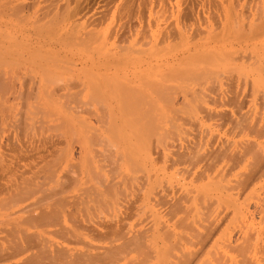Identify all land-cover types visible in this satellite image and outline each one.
Here are the masks:
<instances>
[{"label":"bare ground","instance_id":"1","mask_svg":"<svg viewBox=\"0 0 264 264\" xmlns=\"http://www.w3.org/2000/svg\"><path fill=\"white\" fill-rule=\"evenodd\" d=\"M109 7L114 8L117 21L112 22V25L100 26L104 20H107L105 16ZM0 71L5 76L7 73L9 80L14 82L13 85L18 82L32 86L35 84L36 87V84L40 86L45 82H52L53 85L54 83L62 84L60 85L62 87L70 84L77 88V85L72 84H78L91 89L90 91L100 87L114 88L115 94L112 93L114 94L112 99H116V109L110 104L112 107H109L108 111L111 120L105 122L107 127H104L108 134L112 135V138L109 136L111 140L114 137L112 141L115 145L123 146L125 153L130 149L131 154L136 149L138 151L141 149L140 153H145L143 160L147 158L148 161H152L146 149L148 147L147 151H150L151 144L155 147L157 141L159 145L156 144L155 149H152L155 153L150 152L158 155L159 158L162 156L164 163L166 162L170 167L174 164L178 165L175 169L180 173L182 171L183 179H188L186 185H183V182L187 180L182 184L179 183L180 185L176 188L170 185V191H168L169 187H166V192L160 191L162 188L155 191L156 185L159 186V183L155 182L158 181L150 182L152 185L155 184L151 188L149 181L159 178L158 174L153 172L155 174L153 176L150 171V177L156 176L158 179H148V189L145 187L146 193H143L142 197L139 193L144 189V182L140 183L143 188L135 191L132 197L123 199L122 203L118 201L119 204L121 203L117 209L118 214L110 217L109 221L86 222L89 225L85 230L91 235L95 233L94 240L96 237L99 238L96 240H105L98 245L79 239L76 229H65L61 224L63 222V217L59 215L61 212L57 213L56 210L55 215L47 218V211L43 210L44 208L41 207L42 210L39 211L37 204L42 206L40 202L46 200L49 195V192L45 193V189L43 195L33 202L22 205L12 204L13 208L15 206L14 212L20 211V214L24 208L23 213L26 212L27 207L31 209L30 211H34L35 209L32 210L30 206L36 204L37 207L34 206V208H38V213L31 214L32 216L28 214L29 217L27 216L26 220L35 222L40 230L36 232L37 234L31 232L32 235L27 233L25 228H21L22 231L19 228L14 229L15 227L10 229L7 245L0 247V262L10 261V264H264V192H261L263 198L259 197L262 189L258 192L259 198L255 196L256 187L259 185L257 183L260 180L264 181V0H0ZM73 72L76 74H72ZM78 72L81 74L77 75ZM47 87L49 88V85ZM67 88V90L70 89ZM105 96L109 98L111 94L110 96L105 94ZM166 105L174 109L172 115L179 113L176 116L177 119L174 118L176 121L180 119L181 114L187 113L189 125L199 126L197 120L204 119L207 122L212 121V128H208L207 122H204L206 128L196 130L195 127L196 131L194 133L190 131L189 137L183 136L180 132L177 134L176 129L174 130L176 121L172 123L170 119L159 116V113L163 114L165 109L163 107ZM176 106L179 109L182 107L181 110H185L184 113L176 111L177 109L174 108ZM105 108H107L106 105ZM115 111L119 113V118L123 119H119V122H122L119 126L115 123L118 117H115ZM170 118L173 119V117ZM186 118L181 119L185 121ZM187 121L186 125H188ZM182 125L185 124L181 123V127L184 128L185 126ZM205 125L202 126L205 127ZM219 129L223 134L222 137L221 133L218 134ZM91 134L94 133L91 132ZM95 135H97L96 132ZM131 139H134L132 148L130 143L128 144L132 141ZM154 140L156 141L153 142ZM145 145L147 146L144 147ZM10 146L12 147V144ZM104 146H107L105 141ZM141 147L146 149L143 148L142 151ZM138 151L135 152L137 157L132 154L134 158L130 152L126 153L127 157H130L129 160L134 159L135 164L138 163L137 158H140ZM32 152L34 154V151ZM23 160L26 161V158ZM140 162L139 166H143L141 169L146 168ZM128 164L130 163L127 162ZM32 166V170L34 166L36 168V165ZM110 166L112 168L113 164ZM1 168L0 166V170ZM29 169H27L28 172L26 171L27 174L31 173ZM153 169L155 171V168ZM37 171L34 170L35 173ZM179 171L176 172L179 173ZM157 173L160 172L157 171ZM95 176L104 177L105 175L100 173ZM96 177H94L95 180H97ZM143 179L141 178L140 181ZM27 180L30 181V178ZM97 182L103 187V195H115L114 184L117 182L113 184L111 179L108 180L105 177L99 178ZM11 183H13L12 186L15 185L14 180ZM21 183L23 184L20 182V185ZM15 186V189L9 188V190H6L7 187L3 188L6 191V199L18 203L30 197L26 192L29 188L24 191L18 190L17 184ZM90 187L93 192L88 190L89 187H86L87 192H83L92 194L94 200L91 196L87 198L88 194H84L85 198L82 192L81 195L84 196V200L86 199L83 200L84 202L95 201L101 204L109 202L108 198H103L102 201L95 200L98 198L95 196L100 194L96 195L97 190L95 191L92 185ZM20 188L24 189L25 185ZM94 192H96L95 196ZM32 193L34 194L35 190ZM61 193L58 192V194ZM20 194L25 195L20 196ZM253 197L254 201H251ZM61 200L63 199L59 196L56 202L59 203ZM116 201H113L115 205ZM84 202H82L83 205ZM52 210L54 211L55 208ZM63 216L65 217V214ZM255 217L256 220H254ZM131 218L133 220L129 221ZM255 224H257L256 228ZM45 226L56 227L54 232L61 240L47 243L48 238H44L46 232L43 230ZM8 239L6 238V241ZM33 249L36 251H32Z\"/></svg>","mask_w":264,"mask_h":264},{"label":"rangeland","instance_id":"2","mask_svg":"<svg viewBox=\"0 0 264 264\" xmlns=\"http://www.w3.org/2000/svg\"><path fill=\"white\" fill-rule=\"evenodd\" d=\"M111 7V6H110ZM108 8V10H107V12H106V16H105V19H107V20H104V23L102 24L101 23V25L100 26H106V25H112V22H116L117 21V17H116V13L113 11L114 10V8L112 7V8ZM113 13V14H112ZM115 14V15H114ZM114 15V16H113ZM111 16H113V17H111ZM114 18H115V21H114ZM110 19H112V20H110ZM108 20H109V24H108ZM107 21V22H106ZM111 21V22H110ZM107 23V24H106ZM3 73V72H2ZM79 73V72H78ZM0 74H1V71H0ZM72 74H76L75 72H73ZM81 73H79V74H77V75H80ZM4 77H3V76ZM77 75H72L73 77H76ZM7 77V78H6ZM3 78H5L4 80H2ZM0 81L2 82H0V163L1 162H3V163H1V170H0V174L2 173V175H0V183H4V184H0V188H6V190H9V188L10 189H15L16 188V184H17V189L19 190H24V191H26L28 188V190L26 191L27 192V196H30L29 198H27V199H23V200H20V202L18 201V203L16 202H14V200L11 202V201H9V199H6L7 198V196H5L6 195V191L4 190H2L1 189V191H0V201H3V203L5 204H3L2 202V204L0 203V242H2V243H0V247H2L4 244V246H6L7 245V242L9 241V239H10V235H9V230L11 229L12 230V228H14V229H20V231H22V229L21 228H25V230H27L26 232L27 233H33V234H37L36 232L38 231V230H40V228H38L36 225V223L35 222H31L30 220L29 221H27L26 220V218H28L29 217V215H31V214H37L38 212H37V209L39 208V211L40 210H42L43 208V210H45V211H47V218H49V217H51V215H55L54 214V212H56V210H57V213L58 212H61V213H59V215L61 214V216L63 217V222H61V224H62V226L63 227H65V229H67L68 228V230L70 229V230H72V229H76L77 231V233H78V237H79V239H81V240H85V241H90V242H92V243H94V244H96L97 243V245L98 244H102V243H104L105 242V240H103V241H100V240H102V239H100V240H96V238H95V240H94V235H95V233L93 234V235H91V233L89 234V232L87 231V230H85L86 229V226L87 225H89V223H87L86 224V222H91V223H95V221H109L114 215H116V214H118V212H117V209L120 207V204L123 202L122 200L123 199H125V198H129V197H132L133 196V194L135 193V191H138V190H140L141 188H143L144 187V189H142V190H140V193L139 194H141V197L143 196V193H146L145 192V190H146V188L145 187H147L149 184H150V182H152V183H154L155 181H158V182H155L156 184H158L159 183V186L158 185H156V188L154 187V190L155 191H159L161 188V190L160 191H162V192H166L167 190H165L166 189V187L168 188L170 185H171V187L173 186V188H176L177 186H179L180 184H182V182L183 181H185V180H187L186 182H183V185H186L187 183H188V179H186V178H184L183 179V175H182V171H181V173H180V171L179 170H176L175 168H177V166L178 165H173V166H168V164L166 163H164V161H163V159H162V156H160V158L158 157V155H156V154H153V153H155V152H153L152 151V149H155V147L157 146V145H159V142L157 143V141L156 140H154L153 142H155V147H152V146H154V144H151V147H150V151H152V152H150V151H147V149H148V147H147V149L146 148H144V147H146L147 145H145L144 147H141L142 148V151L144 150V149H146V152L149 154L148 155V157L149 158H151V160L152 161H148L147 160V158L145 159V160H147V161H145V160H143V157H144V154L145 153H140V151H141V149H139L140 147H138V149H139V151L136 149V151H138L137 153H138V155H139V153H140V158H137V162L139 163L140 162V160L142 161V162H140L141 163V165H144L146 168H143V169H141L142 167L141 166H139L140 164H138V163H136L135 164V161H133L134 159H132V158H134L133 156H132V154H135V152L134 153H132L131 154V150L130 149H128V148H126V146H125V148H126V150H127V152L126 153H129L130 152V155L132 156V163H131V159L129 160V158L130 157H127V155H126V153H125V151L123 150V146L121 147V146H117V145H115V143L113 142L114 140V137H113V141L111 140V138H112V135L111 134H108V132L105 130V127L104 126H106L107 127V125H106V123L108 122V120H111L110 119V117H109V111H108V108L109 107H112V106H114L113 108H115L116 109V107H115V101H116V99L114 98V100L112 99L113 98V96L112 95H114L115 94V90H114V88L112 89V88H110V87H108V88H104V87H100V89H94V90H92V91H90L89 90V88H87V87H83V86H81V85H78V84H72V85H77L76 87L77 88H75V87H73V86H70V84L69 85H63V86H65V87H62V86H60V85H62V84H56L55 85V83H54V85H53V83L51 82H45L43 85L42 84H40V86L39 85H37L36 84V87H35V84L32 86V85H29V84H25L24 85V83H18V82H15V84L13 85V81L12 80H9V77H8V75H7V73H6V76H5V74L3 73V74H1L0 75ZM6 81H8L7 83H6ZM10 82L12 83V84H10ZM46 83H48V84H46ZM4 84V85H3ZM20 86H19V85ZM50 84H51V86H50ZM24 85V86H23ZM49 85V88L47 87ZM27 86V87H26ZM46 86V87H45ZM55 86V87H54ZM58 86V87H57ZM38 87H40V88H38ZM41 87H43V89L41 88ZM57 87V88H56ZM61 87V88H60ZM67 87H69L70 89L69 90H67L68 88ZM45 88V89H44ZM48 88V89H47ZM55 88V89H54ZM60 88V89H59ZM64 88H66V89H64ZM73 88H75V89H73ZM82 88V89H81ZM104 88V89H103ZM14 89V90H13ZM39 89V90H38ZM47 89V90H46ZM51 89V90H50ZM64 89V90H63ZM78 89V90H77ZM86 89V90H85ZM105 89H107V90H105ZM112 89V90H111ZM105 90V91H104ZM113 91V92H111L110 93V91ZM29 91V92H28ZM48 91V92H47ZM68 91V92H67ZM101 91V92H100ZM104 91V92H103ZM107 91V92H106ZM25 92V93H24ZM33 92V93H32ZM38 92H41V93H38ZM91 92V93H90ZM108 92H109V95H108ZM30 93V94H29ZM46 93V94H45ZM68 93H70L69 95H68ZM73 93V94H72ZM93 93V94H92ZM100 93H103V94H100ZM112 93H114V94H112ZM19 94V95H18ZM22 94H24V95H22ZM33 94V95H32ZM50 94H52V95H50ZM59 94V95H58ZM75 94V95H74ZM105 94L107 95V96H110V94H111V96L108 98V97H106L105 96ZM11 95V96H10ZM29 95V96H28ZM46 95V96H45ZM47 95H49L50 97H48ZM62 95V96H61ZM66 95V96H65ZM95 95V96H94ZM98 95V96H97ZM99 95L101 96H103L104 98L106 97V98H108V99H106L105 98V100H104V98H102V96L101 97H99ZM14 96V97H13ZM23 96V97H22ZM35 96V97H34ZM68 96V97H67ZM33 97H34V99H33ZM41 97V98H40ZM43 97H44V99H43ZM72 97V98H71ZM97 97H99V98H97ZM47 98V99H46ZM49 98V99H48ZM63 98V99H62ZM69 99V100H68ZM91 99V100H90ZM103 99V100H102ZM69 102H68V101ZM89 100V101H88ZM100 100V101H99ZM111 100V101H110ZM159 101H161L162 99H158ZM157 100V101H158ZM8 101V102H7ZM26 101V102H25ZM33 101H35V102H33ZM66 101V102H65ZM102 101V102H101ZM105 101H106V103H105ZM162 101H164V100H162ZM23 102V103H22ZM29 102V103H28ZM39 102V103H38ZM56 102V103H55ZM85 102V103H84ZM88 102V103H87ZM100 102V103H99ZM27 103V104H26ZM68 103V104H67ZM92 103V104H91ZM38 104V105H37ZM42 104V105H41ZM99 104V105H98ZM110 104L112 105V106H110ZM51 105V106H50ZM64 105V106H63ZM69 105H70V107H69ZM105 105L107 106V108H105ZM66 106H68V107H66ZM90 106V107H89ZM102 106V107H101ZM22 107H24V108H22ZM36 107H37V109H36ZM41 107V108H40ZM72 107V108H71ZM104 107V108H103ZM178 106H176V107H174L175 109H177L176 111H178V112H183L184 113V111L183 110H181V108L179 109V108H177ZM66 108H67V110H66ZM88 108V109H87ZM163 108H165L164 110H163V114L162 115H160V113H159V116H164V117H166L167 119H170L171 121H172V123L173 122H175L176 120L175 119H177L176 118V116H178L179 115V113H177V115H172L173 113V111H174V109L173 108H171V107H168L167 105L165 106V107H163ZM8 109V110H7ZM69 109V110H68ZM85 109V110H84ZM105 109H107V110H105ZM4 110V111H3ZM38 110V111H37ZM81 110H83V111H81ZM89 112H88V111ZM91 110V111H90ZM169 110H171V111H169ZM8 111V112H7ZM25 111V112H24ZM49 111V112H48ZM166 111V112H165ZM52 112V113H51ZM77 112H78V114H77ZM82 112V113H81ZM91 112V113H90ZM102 112V113H101ZM171 112V113H170ZM19 113H20V115H19ZM37 113V114H36ZM69 113V114H68ZM95 113H96V115H95ZM118 112L117 111H115V114H116V116L115 117H117L116 118V120H115V123H117L118 124V126H119V124H121L122 122H119L120 120H123L122 118H119L120 117V115H119V113L117 114ZM166 113V114H165ZM174 113H176V112H174ZM12 114V115H11ZM22 114H23V116H22ZM42 114V115H41ZM43 114H45V115H43ZM47 114V115H46ZM53 114H54V116H53ZM91 114V115H90ZM103 114V115H102ZM107 114V115H106ZM73 115H76V116H73ZM79 115V116H78ZM90 115V116H89ZM94 115V116H93ZM166 115V116H165ZM182 115V116H181ZM180 116V119L183 117H185L186 118V115H187V113H186V115H185V113L184 114H181ZM9 116V117H8ZM42 116V117H41ZM92 116V117H91ZM158 116V117H159ZM24 117H25V119H24ZM99 117H100V120H99ZM105 117V118H104ZM169 117V118H168ZM170 117H173V119L172 118H170ZM23 118V119H22ZM28 118H30V119H28ZM38 118V119H37ZM42 118V119H41ZM56 118V119H55ZM75 118H76V120H75ZM93 118V119H92ZM103 118V119H102ZM124 118H125V116H124ZM160 118V117H159ZM95 119V120H94ZM120 119V120H119ZM180 119L178 118V120L175 122L176 124H174V125H176V128H174V130L176 129V132H177V134H179V132L183 135V136H186V137H189V133H190V131L191 132H195L196 130H200V129H202V127L203 128H206V125L208 126V128H212V126H211V122L212 121H206V120H204L203 119V121H202V119H199V121L201 122V123H203V124H201L198 120H197V122H198V124H199V126L198 125H196V126H192L191 124L189 125V123H188V121H187V118H186V120L184 121V119H181V122H179L180 121ZM68 120V121H67ZM78 120H80L79 122H78ZM81 120H83L84 122H82ZM161 120V119H160ZM183 120V121H182ZM23 121V122H22ZM48 123H47V122ZM63 123H62V122ZM65 121V122H64ZM67 121V122H66ZM101 123H100V122ZM187 121V123H188V125H186V122ZM21 122V123H20ZM46 124H45V123ZM73 122V123H72ZM87 122V123H86ZM106 122V123H105ZM179 122V123H178ZM204 122H207L206 123V125H205V123ZM59 123H61V125L59 124ZM80 123H82V125L80 124ZM112 123V122H111ZM114 123V122H113ZM114 123V124H115ZM178 123V124H177ZM181 123H183V124H185V125H182V126H185L184 128L183 127H181ZM196 123V122H195ZM18 124V125H17ZM27 124V125H26ZM43 124V125H42ZM64 126H63V125ZM70 124V125H69ZM73 124V125H72ZM86 124H88V126H90L89 128H88V126H86ZM102 124V125H101ZM116 124V125H117ZM209 124H210V126H209ZM34 127H33V126ZM55 125V126H54ZM67 127H66V126ZM167 125H168V127L170 128V125H169V123L167 122ZM202 125H205V127L204 126H202ZM8 126V127H7ZM12 126V127H11ZM29 126V127H28ZM45 126V127H44ZM54 128H53V127ZM71 126V127H70ZM94 126V127H93ZM190 126V127H189ZM198 126V127H197ZM51 127V128H50ZM61 127V128H60ZM73 127V128H72ZM86 127V128H85ZM92 127V128H91ZM99 127H100V129H99ZM175 127V126H174ZM180 127V128H179ZM191 127H192V130H191ZM195 127H196V130H195ZM200 127V128H199ZM48 128H50V129H48ZM56 128H58V129H56ZM93 128H94V130H95V132H96V134L98 135H95V132H93L94 130H93ZM98 130H97V129ZM180 129V131L178 130V129ZM23 129V130H22ZM32 129V130H31ZM103 129V130H102ZM183 130V132H181L182 130ZM189 130V132H188V130ZM27 130V131H26ZM34 130V131H33ZM58 132H57V131ZM71 130H73V131H71ZM78 130V131H77ZM87 130L89 131V132H87ZM105 130V131H104ZM178 130V131H177ZM187 130V131H186ZM38 131V132H37ZM188 132V134H185L184 135V133H186V132ZM221 130L219 129V132H218V134L220 135V133H221V137L223 136V134H222V132H220ZM57 132V133H56ZM71 132V133H70ZM86 132V133H85ZM91 132L92 133H94V134H91ZM102 132V133H101ZM104 132V133H103ZM107 132V133H106ZM25 133V134H24ZM51 133V134H50ZM64 133V134H63ZM73 133V134H72ZM75 133V134H74ZM81 133V134H80ZM99 133V134H98ZM38 134V135H37ZM53 134V135H52ZM59 134V135H58ZM181 134L180 135H178L179 137L181 136ZM34 135V136H33ZM74 135V136H73ZM83 135V136H82ZM48 136V137H47ZM107 136V137H106ZM109 136H111V138L109 137ZM44 137V138H43ZM65 137V138H64ZM73 137H74V139H73ZM87 137V138H86ZM101 140V141H99V139ZM23 138V139H22ZM47 138V139H46ZM82 138V139H81ZM96 138V139H95ZM62 139V140H61ZM92 139H94V140H92ZM105 139H107V140H105ZM102 140H104L105 141V145H107V146H104V141H102ZM132 140V139H131ZM130 140V141H131ZM63 141V142H62ZM73 141H75V142H73ZM90 141V142H89ZM92 141V142H91ZM96 143H95V142ZM98 141V142H97ZM110 141V142H109ZM12 142V143H11ZM46 142V143H45ZM61 142V143H60ZM102 142V143H101ZM107 142V143H106ZM132 142H134V139L131 141V142H128V144L131 146L132 145ZM136 142V141H135ZM152 142V143H153ZM5 143V144H4ZM15 143V144H14ZM42 143V144H41ZM90 143L92 144V146L90 147ZM99 143V144H98ZM110 145H109V144ZM113 143V144H112ZM138 143V142H137ZM10 144H12V147L10 146ZM23 144V145H22ZM49 144V145H48ZM58 144V145H57ZM82 144V145H81ZM157 144V145H156ZM14 145V146H13ZM19 145V146H18ZM28 145H29V147H28ZM45 145V146H44ZM94 145H96V146H94ZM134 145V144H133ZM132 145V146H133ZM35 146H36V148H35ZM46 146H48V147H46ZM84 147V149H83V147ZM116 146V147H115ZM132 146H131V148H132ZM136 146V145H135ZM138 146V145H137ZM39 147V148H38ZM79 147H81V148H79ZM95 147V148H94ZM107 147V148H106ZM115 147V148H114ZM54 148V149H53ZM91 150H90V149ZM105 148V150H103ZM114 148V149H113ZM130 148V147H129ZM144 148V149H143ZM11 149V150H10ZM21 149H23L22 150V152L20 151ZM34 149H36V150H34ZM47 151H46V150ZM81 149V150H80ZM15 150H17V151H15ZM25 150V152H23ZM40 150H41V152H40ZM57 150V151H56ZM62 150V151H61ZM108 150H110V152L108 151ZM122 150V151H121ZM14 151L16 152V154L14 153ZM28 151V152H27ZM32 151H34V154H33V152ZM53 153H52V152ZM97 151V152H96ZM36 152V153H35ZM40 152V153H39ZM57 152V153H56ZM105 152V153H104ZM133 152V151H132ZM20 153H22V154H20ZM44 153V154H43ZM81 153V154H80ZM96 153H97V155H98V157H97V155H96ZM100 153H102V155H104V156H102V155H100ZM31 154H32V156H31ZM37 154V155H36ZM40 154V155H39ZM47 154V155H46ZM107 154H109V155H107ZM23 155V156H22ZM24 155H25V157H24ZM36 155V156H35ZM50 155V156H49ZM57 155V156H56ZM110 155H112V156H110ZM118 155H119V157H121V158H119L118 157ZM121 155V156H120ZM129 155V154H128ZM44 156H47L46 158L44 157ZM55 156V157H54ZM94 156V157H93ZM114 156V157H113ZM155 156H157V157H155ZM37 157V158H36ZM105 157V158H104ZM109 157V158H108ZM126 157V158H125ZM135 157H137V155L135 154ZM146 157H147V154H146ZM3 158V159H2ZM22 158V159H21ZM23 158H26V161H24L23 160ZM59 158V159H58ZM61 158V159H60ZM78 158V159H77ZM107 158V159H106ZM154 158H156V159H154ZM161 159L160 160V163H159V159ZM12 159V160H11ZM22 161H21V160ZM35 159V160H34ZM52 159V160H51ZM54 159V160H53ZM87 159H89V160H91L90 162H89V160H87ZM95 159V160H94ZM99 159V160H98ZM111 159L113 160V161H111ZM118 159H120V160H118ZM126 159H128V160H126ZM5 160H9V161H11V162H7V161H5ZM42 160V161H41ZM60 160V161H59ZM110 160V161H109ZM116 160V161H115ZM124 160H126V161H124ZM15 161H17V162H15ZM33 161V162H32ZM36 161V162H35ZM38 161H41V162H39V163H37ZM58 161V162H57ZM87 161H88V163H87ZM99 163H98V162ZM100 161H101V163H100ZM55 162H56V164H55ZM92 162V163H91ZM117 162V163H116ZM127 162H129L130 164H128L127 165ZM158 162V163H157ZM15 163V164H14ZM29 163H30V165H29ZM31 163H32V165L34 166V165H36V168H35V166H34V168H33V170L31 169ZM77 163V164H76ZM91 163V164H90ZM150 163H151V168H150ZM155 163V164H154ZM4 164V165H3ZM29 166H27V165ZM38 164V165H37ZM46 166H45V165ZM48 164H50V165H48ZM102 164V165H101ZM113 164V166H112V168H111V166L110 165H112ZM116 164V165H115ZM154 164V165H153ZM5 165H6V167H5ZM8 165H9V167H8ZM44 165V167H41V166H43ZM55 165V166H54ZM72 165H74V166H72ZM77 165H78V168H77ZM92 165V166H91ZM104 165V166H103ZM119 165V166H118ZM131 165V166H130ZM137 165V166H136ZM157 165H158V167H157ZM19 166H22V167H19ZM32 166V167H33ZM48 166V167H47ZM71 166V167H70ZM107 166V167H106ZM115 166V167H114ZM139 166V167H138ZM161 166V167H160ZM4 167H5V169H4ZM43 168V169H41V168ZM118 168V170H116L117 168ZM130 167V168H129ZM133 169H132V168ZM25 168H26V170H25ZM30 168V169H29ZM50 168V169H49ZM101 168V169H100ZM116 168V169H115ZM153 168H155V171H154V169ZM171 168V169H170ZM8 169V170H7ZM13 169H14V171H13ZM27 169H29V172H31L30 174H27L26 173V171H27ZM37 169H38V171H37ZM54 169V171H55V173H54V171L52 172V170ZM78 169V170H77ZM90 169H91V171H90ZM95 171V172H97V174L93 171V170ZM100 169V170H99ZM114 169H115V171H116V173H115V171H114ZM131 169V170H130ZM134 169H136V170H134ZM138 169L140 170V171H138ZM9 170H11V171H9ZM34 170H35V172L37 171V173H35L34 172ZM40 170V171H39ZM43 170V171H42ZM50 170H51V172H50ZM111 170V171H110ZM143 170V172H141ZM146 170H148V172H146ZM158 172H160V173H157V171ZM13 171V172H12ZM17 171V172H16ZM20 171V172H19ZM41 171H42V173H41ZM78 171V172H77ZM102 171H104V172H102ZM114 171V172H113ZM117 171H118V173H117ZM152 173H151V172ZM165 171V173H163ZM179 171V173H177V172ZM11 172V173H10ZM15 172V173H14ZM25 172V174H23ZM28 172V171H27ZM50 172V173H49ZM89 172V173H88ZM137 172V173H136ZM153 172L155 173V174H158V178L155 176V178H157L158 180H153V181H149V180H152V176L150 177V175L151 174H153ZM163 173V175H164V177L162 176V173ZM19 173V174H18ZM32 173H34V175L32 174ZM41 173V174H40ZM48 173H49V175H48ZM100 173H102V175L104 174L105 176V178H107L108 180H112V182L111 183H116L117 182V184H114L115 185V195H111V196H107V195H103V187H101V186H99V184H98V182L97 181H99V178L100 179H102V178H104V177H99V176H95V175H99ZM122 173V174H121ZM135 173H136V175H135ZM151 173V174H150ZM22 176H21V175ZM39 174V175H38ZM45 174V175H44ZM46 174H47V176H46ZM51 174V175H50ZM70 174V175H69ZM76 174V175H75ZM79 174V175H78ZM86 174V175H85ZM92 174V175H91ZM94 174V175H93ZM113 174V175H112ZM145 174V175H144ZM155 174H153V176L155 175ZM168 174V176L170 175H173L174 176V178H173V176L172 177H168V176H166ZM19 176V178H18V176ZM37 175V176H36ZM53 175V176H52ZM74 175V176H73ZM88 175V176H87ZM118 175V176H117ZM140 175H144L143 177L141 176V178L143 179V181L141 180L140 181V179L138 178V176H140ZM39 176V177H38ZM49 176H51V177H49ZM65 176H66V178H65ZM81 176V177H80ZM107 176V177H106ZM125 176V177H124ZM130 176V177H129ZM149 176V177H148ZM4 177V178H3ZM27 177V178H26ZM47 177V178H46ZM70 177H71V180H70ZM72 177H73V180H72ZM75 177V178H74ZM77 177V178H76ZM91 177V178H90ZM94 177H96V179L97 180H95L94 179ZM99 177V178H98ZM131 177H133V179L131 178ZM136 177V178H135ZM147 177V178H146ZM13 178H15V179H13ZM21 178H22V180H21ZM30 178V181L29 180H27V179H29ZM36 178V179H35ZM42 178V179H41ZM46 178V179H45ZM51 178H54L53 180L51 179ZM61 178H62V181H61ZM65 180H64V179ZM122 178H123V181H122ZM127 178H131L132 179V181H131V179H127ZM151 178V179H150ZM155 178H153V179H155ZM20 179V180H19ZM45 179V180H44ZM50 179V180H49ZM79 180L78 181V183H76V181L77 180ZM88 179V181H86V180ZM149 179V180H148ZM165 179V180H164ZM167 179H171L172 181L170 182L169 180H167ZM10 181L9 183L7 182V181ZM13 180H14V186H12L11 184H13V183H11V182H13ZM34 180V181H33ZM52 180V181H51ZM116 180H118V181H116ZM130 182H129V181ZM160 180H161V183H160ZM27 183H26V182ZM39 181V182H38ZM50 181V182H49ZM138 181V182H137ZM140 181V182H139ZM148 181H149V184H148ZM167 181V182H166ZM170 183H169V182ZM20 182H23V186L25 185V188L23 189H21L20 187L22 186V185H20ZM29 182H31V183H29ZM41 182V183H40ZM44 182H45V184H44ZM49 182V183H48ZM57 182V183H56ZM67 182V183H66ZM72 182V183H71ZM97 182V183H96ZM144 182V185H143V187L140 185V183H143ZM165 182H166V184H165ZM263 182V183H262ZM8 183V184H7ZM26 183V184H25ZM47 183V184H46ZM66 183V184H65ZM71 183V184H70ZM125 183H129V184H125ZM152 183L150 184V188H151V186H155V184L154 185H152ZM180 183V184H179ZM262 183V184H261ZM31 184H33V185H31ZM34 184H35V186H34ZM39 184V185H38ZM68 184V185H67ZM135 186H134V185ZM161 184V185H160ZM257 184H259L256 188V195L255 196H257V198H259V197H262V193L264 192V181H262V180H260ZM256 184V185H257ZM8 185H10L9 186V188H8ZM20 185V186H19ZM42 185H45V186H42ZM92 185V187L94 188V190L96 191L97 190V193L96 192H94V196H95V193H96V195L97 194H100L99 196H95V197H98V198H96L95 200H98V199H100L101 201L103 200V198H108V199H110L109 200V202L107 203V204H105V202H102V204L101 203H99V202H90V201H88V203H86V202H84L85 200H84V194H88L87 196V198H89V196H91V199H93L94 197H93V195L92 194H90L89 195V192L88 193H84L83 191H86L87 190V188L89 187V189L88 190H90L91 192H93V189L91 190V186ZM120 185V186H119ZM131 187H130V186ZM146 185V186H145ZM162 185H164L165 186V188H164V186L162 187ZM4 186V187H3ZM31 188H30V187ZM34 186V187H33ZM60 186V187H59ZM68 186V187H67ZM111 186H113V185H111ZM263 186V187H262ZM39 187H42V189L40 188L39 189ZM55 187V188H54ZM87 187V188H86ZM121 187V188H120ZM128 187V188H127ZM261 187V188H260ZM27 188V189H26ZM32 188H34V189H32ZM49 188V190H47ZM56 188H58V189H60V190H57ZM84 188H86L85 190H84ZM136 188H137V190H136ZM164 188V189H163ZM36 189H37V193H36ZM46 189V191H45V193H47L48 194V192H49V195H47V197H46V200H44V201H41L40 202V204L42 205V206H39L38 204H37V206H38V208L36 209V208H34V206H36V204H34L33 206H30L31 208H33L32 210H34V211H30L31 209H29V207H27L28 209H26V212H24L23 213V211H25L24 209L22 210V212H21V214H20V211L19 212H14L15 211V206H14V208L12 207L14 204H16V205H22L23 203H26V202H33V201H35V200H37V198L40 196V195H43V193H44V190ZM67 189H69V191L67 190ZM99 189V190H98ZM147 189H148V187H147ZM262 189V191H260ZM33 190H35V193L33 194L32 192H33ZM42 190H43V192H42ZM64 190H66V192H64ZM123 190V191H122ZM125 190V191H124ZM134 190V191H133ZM171 190V188L169 187L168 188V191H170ZM28 191H30L29 193H28ZM39 191V192H38ZM51 191V192H50ZM54 191V192H53ZM119 191L121 192V193H119ZM260 191V192H259ZM58 192L59 193H61V192H63V193H61V194H58ZM82 192H83V195H81L82 194ZM87 192V191H86ZM124 192V193H123ZM258 192H259V197H258ZM262 192V193H261ZM123 193V194H122ZM28 194H30V195H28ZM32 194L34 195V196H32ZM53 194V195H52ZM102 194V195H101ZM120 197H117V195ZM264 194V193H263ZM25 195V194H24ZM23 194L21 195L20 194V196H24ZM58 195V196H57ZM121 195V196H120ZM59 196H60V198H62L63 200H61L60 202L62 203H58V202H56L57 201V199L59 200ZM79 196V197H78ZM124 196V197H123ZM5 197V198H4ZM51 197V198H50ZM55 197V198H54ZM58 197V198H57ZM101 197H102V199H101ZM112 197H113V199L115 198V200H113L112 199ZM135 197V196H134ZM140 197V196H139ZM264 197V196H263ZM262 197V198H263ZM54 198V199H53ZM82 198V199H81ZM85 198H86V196H85ZM4 199H6L5 201H4ZM49 201H48V200ZM64 199H65V201H64ZM121 199V200H120ZM76 200H78V201H76ZM84 200V201H83ZM94 200V199H93ZM116 201L117 202V204L115 205L114 203L115 202H113V201ZM251 201H254V197L253 198H251L250 199ZM255 200L256 201H258V199H256L255 198ZM7 201V203H5ZM64 201V202H63ZM84 202V205H83V203L82 202ZM118 201H120L121 203L119 204V202ZM55 202V203H54ZM70 202V203H69ZM90 202V203H89ZM110 202H112L113 203V205H109V204H112V203H110ZM9 203V204H8ZM11 203V204H10ZM43 203V204H42ZM54 205H53V204ZM65 203V204H64ZM67 203H69V204H67ZM105 205H104V204ZM13 204V205H12ZM50 204V205H49ZM76 204H77V206H76ZM87 204V205H86ZM9 205H11L10 207H8ZM60 205V206H59ZM103 205V206H102ZM36 206V207H37ZM45 206V207H44ZM85 206V207H84ZM105 206H107V207H105ZM111 206V207H110ZM42 207V209H40ZM62 207H63V209H62ZM93 207V208H92ZM98 207V208H97ZM104 207H105V209H104ZM3 208H5V209H3ZM9 208V209H8ZM55 208V210L53 211L52 209H54ZM73 208V209H72ZM85 208H87V209H85ZM101 208H103V209H101ZM8 209V210H7ZM11 209H13V210H11ZM83 209V210H82ZM11 210V211H10ZM27 210H28V212H27ZM63 211V212H62ZM119 211V210H118ZM12 212V213H11ZM94 213V214H93ZM14 214V215H13ZM29 214V215H28ZM63 214H65V217L63 216ZM70 214V215H69ZM71 214H72V216H71ZM8 215V216H7ZM18 215H20V217L18 216ZM87 215V216H86ZM7 216V217H6ZM28 216V217H27ZM32 216V215H31ZM11 217H13V218H11ZM15 217V218H14ZM87 217V218H86ZM111 217V218H110ZM17 218V219H16ZM66 219V221H64L65 219ZM3 219V220H2ZM25 219V220H24ZM72 221H71V220ZM80 221H79V220ZM88 219V220H87ZM11 220H13V222L11 221ZM133 220V218H131V220H129V221H132ZM254 220H256V217H255V219ZM10 221V222H9ZM76 221H78V222H76ZM20 223V224H19ZM22 223H23V225H22ZM77 223H80V224H77ZM82 223V224H81ZM73 224V225H72ZM76 225H77V227H76ZM17 226V227H16ZM259 226V225H258ZM36 229H35V228ZM255 228L257 227V224H255V226H254ZM2 228V229H1ZM6 228V229H5ZM46 228V229H45ZM84 228V229H83ZM13 229V230H14ZM56 229V227H54V226H45L44 228H43V230L46 232L45 234H44V238H48L47 240H48V242L46 241V239H45V241L47 242V243H49V242H58V241H60L61 239L59 238V237H57L58 236V234L56 235V233L54 232V230ZM83 229V230H82ZM5 230H8V231H6L5 232ZM25 230H23V231H25ZM50 231V232H49ZM54 232V233H53ZM83 232V233H82ZM31 233V234H32ZM32 234V235H33ZM53 234H55V235H53ZM50 237H48V236ZM89 235V236H88ZM47 236V237H46ZM35 237V236H34ZM91 237V238H90ZM6 238L8 239L7 241H6ZM53 238V239H52ZM58 240H57V239ZM70 238H72V237H70ZM55 239V240H54ZM97 239H99V238H97ZM53 242V243H54ZM35 249H33L32 251H34ZM36 251V250H35ZM34 251V252H35ZM2 261V260H1ZM6 261H8V260H6ZM10 264V261H8V262H5L4 263V261H2V262H0V264Z\"/></svg>","mask_w":264,"mask_h":264}]
</instances>
